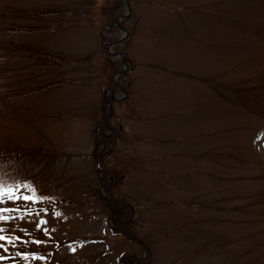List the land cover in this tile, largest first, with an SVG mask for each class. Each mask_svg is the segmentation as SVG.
Returning <instances> with one entry per match:
<instances>
[{
	"label": "rangeland",
	"instance_id": "rangeland-1",
	"mask_svg": "<svg viewBox=\"0 0 264 264\" xmlns=\"http://www.w3.org/2000/svg\"><path fill=\"white\" fill-rule=\"evenodd\" d=\"M43 1L0 0V264H264V0L7 33Z\"/></svg>",
	"mask_w": 264,
	"mask_h": 264
},
{
	"label": "trees",
	"instance_id": "trees-1",
	"mask_svg": "<svg viewBox=\"0 0 264 264\" xmlns=\"http://www.w3.org/2000/svg\"><path fill=\"white\" fill-rule=\"evenodd\" d=\"M43 2H50V6L45 3L42 4L43 8H33L27 10V17L32 20L36 19L37 23L30 28L19 26V20L23 18V11L18 7H14L11 12L6 11V14L10 16L12 19L10 23H7L9 27L6 29L7 33L15 34V36L20 35L21 31H28L31 34L35 33L34 30L40 29L39 31H54L59 33L60 31H67L72 28H99L100 31H105L111 28L112 22L115 19V15L119 8L122 7V0H44ZM45 8V9H44ZM7 9V8H6ZM71 15V17H70ZM4 26L0 24V33L3 30ZM29 48H24L23 50H28ZM22 51V48H20ZM30 54V53H28ZM36 59L37 57H34ZM82 60L90 61L91 55H87L82 58L67 57L62 59L63 63L69 62H81ZM107 73V72H106ZM108 80V88L111 91L115 92V89H118L119 85L113 81L111 74L107 73ZM112 101V97L110 98ZM105 114V113H104ZM98 117V127L100 129H104V125L102 124L101 119ZM99 140L102 142L103 140L108 141L110 137L100 136ZM100 142V143H101ZM100 158L103 157L102 153H99ZM112 206L113 209H119L115 202L108 203ZM127 222H122L121 220L118 222V228L115 230L116 232L123 233L128 237H134L138 239V237L129 233L124 229V226ZM148 248L150 249V244L147 241H144ZM127 264H133L132 261L127 259Z\"/></svg>",
	"mask_w": 264,
	"mask_h": 264
},
{
	"label": "snow or ice",
	"instance_id": "snow-or-ice-1",
	"mask_svg": "<svg viewBox=\"0 0 264 264\" xmlns=\"http://www.w3.org/2000/svg\"><path fill=\"white\" fill-rule=\"evenodd\" d=\"M13 195H15V193H13ZM25 200H29V197H24ZM5 202V194H4V189L0 188V203H4ZM7 211V209L5 210ZM0 219H6L3 215V213H0ZM20 238L17 237L16 241H18ZM16 241H14L10 236H7L4 234V230L0 229V250H4L7 251L6 245L9 244H14ZM36 243H40L39 241H37ZM5 257L4 256H0V261L4 260Z\"/></svg>",
	"mask_w": 264,
	"mask_h": 264
},
{
	"label": "water",
	"instance_id": "water-1",
	"mask_svg": "<svg viewBox=\"0 0 264 264\" xmlns=\"http://www.w3.org/2000/svg\"><path fill=\"white\" fill-rule=\"evenodd\" d=\"M125 4H126V13L122 14L119 18H118V25L121 29H123L124 34L123 36L119 39V41H117V44L122 42L124 40V38L128 35V32L124 29V27L122 26V21L127 18L130 14H131V4L129 0H124ZM126 63V59L125 56L121 53L118 54ZM127 69V64H125L124 70Z\"/></svg>",
	"mask_w": 264,
	"mask_h": 264
}]
</instances>
